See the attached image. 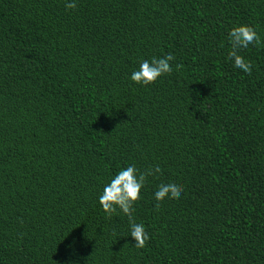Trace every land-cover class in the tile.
Segmentation results:
<instances>
[{
	"label": "trees",
	"instance_id": "16d2710c",
	"mask_svg": "<svg viewBox=\"0 0 264 264\" xmlns=\"http://www.w3.org/2000/svg\"><path fill=\"white\" fill-rule=\"evenodd\" d=\"M241 22L249 73L226 60ZM129 163L160 166L141 248L96 199ZM0 264H264V0H0Z\"/></svg>",
	"mask_w": 264,
	"mask_h": 264
},
{
	"label": "clouds",
	"instance_id": "9594fccd",
	"mask_svg": "<svg viewBox=\"0 0 264 264\" xmlns=\"http://www.w3.org/2000/svg\"><path fill=\"white\" fill-rule=\"evenodd\" d=\"M66 9L76 7V0H64ZM229 49L226 60H230L232 66L240 69L242 73L251 71V63L240 54L241 49H247L249 45L261 43V39L255 28L248 23H236L231 26L226 34ZM173 60L171 53L159 57L152 56L140 59L137 65L128 73L127 78L140 85H148L159 77L170 73ZM160 173V166L154 165L141 171L135 164L129 163L112 173L102 185L96 197L98 204L106 216L111 217L117 210L127 218V235L134 240L133 245L137 248L144 246L148 239L145 224L134 218V202L140 196V190L144 186L146 178ZM183 190V184L176 179L169 178L159 182L152 195L159 202L165 197L178 196ZM156 207L159 206L157 203Z\"/></svg>",
	"mask_w": 264,
	"mask_h": 264
}]
</instances>
